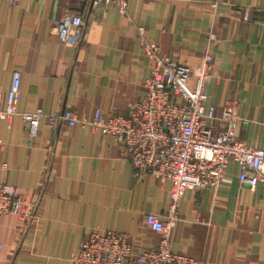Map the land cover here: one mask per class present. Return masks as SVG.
<instances>
[{
    "label": "crops",
    "instance_id": "crops-1",
    "mask_svg": "<svg viewBox=\"0 0 264 264\" xmlns=\"http://www.w3.org/2000/svg\"><path fill=\"white\" fill-rule=\"evenodd\" d=\"M215 1L127 0L121 12L92 0H0V91L4 96L19 70L20 112L125 114L144 96L151 71L142 27L177 62L195 66L209 53L207 104L217 114L233 105L237 139L264 148V0ZM66 11L84 19L77 45L52 32ZM0 137V182L25 197L40 195L33 231L22 233L15 215L2 218L0 264H71L91 229L126 233L136 250L157 244L160 235L144 217L166 211L170 183L135 175L115 139L90 125L43 119L29 146L19 115L0 120ZM238 171L230 162L217 187L185 191L171 230L173 251L204 264H264V189L241 184Z\"/></svg>",
    "mask_w": 264,
    "mask_h": 264
},
{
    "label": "built area",
    "instance_id": "built-area-1",
    "mask_svg": "<svg viewBox=\"0 0 264 264\" xmlns=\"http://www.w3.org/2000/svg\"><path fill=\"white\" fill-rule=\"evenodd\" d=\"M18 2L20 0H10ZM229 2V0H216ZM113 4L125 12L127 0H92V4ZM264 25V11L262 15ZM82 15L66 11L54 21L52 32L68 46L77 45L83 34ZM138 34L146 59L152 62L145 81L144 96L134 101L125 114H107L95 108L92 117H76L69 109L45 113L38 108L18 111L22 97V73L14 70L0 108V120L19 115L27 126L28 145L37 136L44 119L51 126L58 121L68 125H90L115 139L130 160L137 176L151 174L160 183L169 182V203L163 214L149 212L145 224L159 233L157 244L136 250L126 233L91 229L80 248L69 256L71 264H204L171 248V230L178 219V203L187 189L217 187L225 181L228 163L238 165V181L251 189H264V148L247 145L237 139L238 116L226 103L217 114L214 104H207L205 84L210 76L212 56L205 53L197 65L180 63L162 55L156 42ZM3 140L0 137V150ZM40 195L25 197L9 183L0 182V234L2 218L15 215L22 233L35 229ZM3 244L0 241V252Z\"/></svg>",
    "mask_w": 264,
    "mask_h": 264
}]
</instances>
